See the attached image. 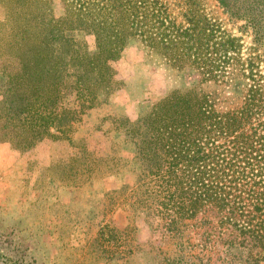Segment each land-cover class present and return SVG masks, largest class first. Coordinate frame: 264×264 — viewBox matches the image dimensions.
Returning <instances> with one entry per match:
<instances>
[{"label": "trees", "instance_id": "16d2710c", "mask_svg": "<svg viewBox=\"0 0 264 264\" xmlns=\"http://www.w3.org/2000/svg\"><path fill=\"white\" fill-rule=\"evenodd\" d=\"M215 1L225 18L203 0H177L179 18L162 0H60V16L50 0H0V142L17 152L44 138L64 142L75 151L57 158L76 183L127 175L106 205L126 209L128 225L98 234L116 257L123 244L133 254L141 216L178 251L145 249L152 264H205L186 252L188 223L202 215L227 264H264V0ZM130 41L185 85L135 120L109 118L131 156L112 139L94 156L73 136L76 124L109 104L112 63Z\"/></svg>", "mask_w": 264, "mask_h": 264}, {"label": "rangeland", "instance_id": "374dc122", "mask_svg": "<svg viewBox=\"0 0 264 264\" xmlns=\"http://www.w3.org/2000/svg\"><path fill=\"white\" fill-rule=\"evenodd\" d=\"M162 1L179 18L177 0ZM203 1L212 15L225 18L215 0ZM50 3L56 16L63 15L60 0ZM112 65L117 77L109 104L82 114L73 136L82 137L94 156L109 151V139L118 141V155L125 158L134 148L123 143V135L113 130V119L109 118L119 113L135 120L143 107L184 86L185 81L136 41H130ZM74 151L64 142L48 138L24 152L0 142V264H129L131 260L134 264H152L144 252L150 247L174 256L178 252L174 242L141 216L136 218L130 237L134 248L131 256L125 244L124 252L116 257L111 240L98 239L102 227L125 231L130 214L120 205L107 208L106 194L119 189L129 177L109 175L86 184L66 180L67 171L57 157ZM201 217L188 223L187 254L201 256L205 264H227L220 239L215 232L207 234L211 228Z\"/></svg>", "mask_w": 264, "mask_h": 264}]
</instances>
